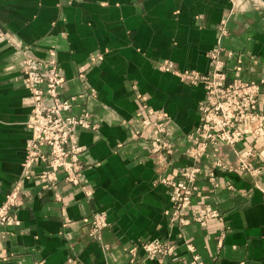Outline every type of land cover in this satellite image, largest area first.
<instances>
[{
	"label": "crops",
	"instance_id": "0c3cea01",
	"mask_svg": "<svg viewBox=\"0 0 264 264\" xmlns=\"http://www.w3.org/2000/svg\"><path fill=\"white\" fill-rule=\"evenodd\" d=\"M217 47L230 79L262 83L264 116V0H0V207L21 183L17 221L0 228V264H139V245L153 239L174 245V259L145 264H189L195 255L203 264H264V134L222 146L218 158L228 170L186 154L206 90L177 73L209 72ZM26 53L56 61L72 105L65 115H87L94 127L74 133L82 187L61 181L48 190L24 177L32 139ZM167 64L176 72L160 69ZM160 116L172 155L151 149L146 121ZM250 149L242 170L238 152ZM195 165L193 207H211L220 218L171 224L162 179H179ZM95 212L109 223L98 241L90 237Z\"/></svg>",
	"mask_w": 264,
	"mask_h": 264
},
{
	"label": "built area",
	"instance_id": "2783aa9c",
	"mask_svg": "<svg viewBox=\"0 0 264 264\" xmlns=\"http://www.w3.org/2000/svg\"><path fill=\"white\" fill-rule=\"evenodd\" d=\"M222 56L219 47L210 53L211 67L205 74H177L191 85H204L206 90L205 100L200 107V125L195 133L189 136L191 146L186 151L187 156L197 164L201 159L209 158L214 161V167L228 170L230 165L218 158L220 148L235 147L251 134L261 137L264 134V116L259 109L262 83L246 81L240 75L230 79ZM160 69L176 72L171 64L162 65ZM23 70L27 88L31 93L29 103L32 109L28 122L32 139L23 164L24 177H35L48 190H57L61 181L82 187V175L85 170L81 161L83 149L74 140V133L77 128L94 127L87 115H65L70 113L72 105L62 95L66 79L56 61L40 60L26 53ZM146 123L152 128V152L172 155L174 146L168 140L170 129L165 124L164 117H157L155 121L149 119ZM238 156V167L248 170L249 157L253 156L252 149L240 150ZM38 165H43L40 173L34 171ZM199 173V165H195L183 169L179 179H162L170 188L172 207L168 216L171 224L184 226L196 222L205 226L208 221L220 218L219 212L211 207H193V200L198 192ZM210 180L214 181L212 173ZM20 198L21 183H17L0 207V228L16 223ZM90 225V237L100 240L103 231L109 226L106 213L95 212ZM139 248L145 253L141 262L136 261L139 264H145L149 259H174L175 246L162 239L143 241ZM130 253L133 263L136 260V249H132ZM189 264L203 263L200 257L195 255Z\"/></svg>",
	"mask_w": 264,
	"mask_h": 264
}]
</instances>
